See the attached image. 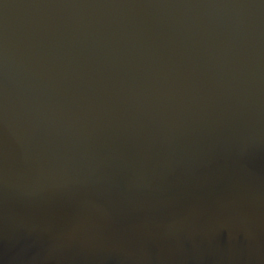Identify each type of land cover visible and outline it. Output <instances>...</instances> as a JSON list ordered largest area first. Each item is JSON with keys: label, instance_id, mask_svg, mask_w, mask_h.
Here are the masks:
<instances>
[{"label": "water", "instance_id": "95a60500", "mask_svg": "<svg viewBox=\"0 0 264 264\" xmlns=\"http://www.w3.org/2000/svg\"><path fill=\"white\" fill-rule=\"evenodd\" d=\"M0 264H264V0H0Z\"/></svg>", "mask_w": 264, "mask_h": 264}]
</instances>
